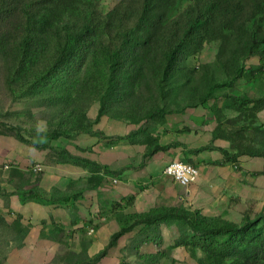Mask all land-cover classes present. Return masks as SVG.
<instances>
[{
	"label": "trees",
	"instance_id": "1",
	"mask_svg": "<svg viewBox=\"0 0 264 264\" xmlns=\"http://www.w3.org/2000/svg\"><path fill=\"white\" fill-rule=\"evenodd\" d=\"M177 2L120 0L103 11L100 0H0L3 81L12 92L25 87L21 95L14 97L16 100L25 95L28 97L21 100L59 96L63 87L48 88L49 83L77 65H84L96 74V79L91 81L96 82L94 99L98 102L94 119L84 112L79 117L72 110H59L55 114L56 122L49 120V127L39 132L12 124L15 136L35 147L53 148V140L67 134L64 118L71 117L74 134L93 133L104 138L102 130L93 125L102 115L110 116L112 107L131 108L136 114L134 122H140L146 114L147 119L162 126L164 133L188 134L189 126L169 127L165 115L198 105L214 111L217 104H211L210 97L216 96V89L233 86L243 74L244 61L253 56H259L260 72L264 74V0H190L178 15L170 17ZM209 42L216 43L214 60L196 67L187 66L186 59ZM195 71L201 74L200 87L193 78ZM181 74L179 81L177 77ZM172 104L175 108H171ZM232 104L246 120L248 113L255 114L264 107V93L256 98L241 95ZM218 127L226 133L233 131L231 124L223 121H219ZM247 128L253 129V137L260 138L261 147H242L235 152L220 146L199 148H220L222 154L231 159L249 155L264 161L263 126L250 120L239 130ZM142 129L141 123L138 131ZM146 136L147 155L168 146L159 144L154 132ZM42 137L44 142H40ZM184 162L194 164L189 158ZM102 169L100 171L107 174L118 172L107 165ZM99 172L89 175L87 182L101 181L104 176ZM251 174H264V165ZM15 193L20 204L32 198L42 204L68 206L80 196L50 198L35 188L19 189ZM127 205L128 200L121 198L111 201L108 208L115 217ZM161 222H177L191 231L189 240L181 233L174 244L192 253L197 264H264V211L252 215L245 210L241 219L234 222L221 215L206 216L197 208L154 206L136 213L130 225L114 232L108 246L135 224L151 226ZM106 249L93 254L91 261H97ZM196 250L200 251L198 255Z\"/></svg>",
	"mask_w": 264,
	"mask_h": 264
},
{
	"label": "rangeland",
	"instance_id": "2",
	"mask_svg": "<svg viewBox=\"0 0 264 264\" xmlns=\"http://www.w3.org/2000/svg\"><path fill=\"white\" fill-rule=\"evenodd\" d=\"M119 1L100 0V6L103 11H107ZM189 2L190 0H178L170 12V17L178 15ZM262 25L264 28V19ZM215 52V42L204 43L200 51L186 59V65L196 67L202 63L212 62ZM244 65L242 76L233 86L216 89L214 92L216 96L210 97L209 102L217 104L214 111L198 105L187 107L181 112H169L165 117L171 119L172 123L181 119L180 121L186 126L188 125L184 123H189L190 118L194 119L195 126H198L193 128L192 136L198 145L220 146L230 152H235L242 147H261L262 141L252 136V128L239 130V127L253 120L264 129V107L255 114L248 113L245 116L247 119L244 120L232 104L241 95L256 98L264 93V74L260 72L262 66L259 64V56L245 60ZM182 77V74L179 75L177 80L180 81ZM193 78L197 80V85L200 87L201 84L198 82L201 78L200 72L195 71ZM95 79L96 74L89 71L86 66L77 65L49 83L48 88L63 87L59 96L57 94L52 99L21 100L23 97H28L25 95L16 100L14 97L21 95V89L25 87L16 89L15 92L10 91L3 81L0 69V264H99L91 261L90 257L102 248L106 249L114 232L133 222L136 212L127 208L114 217L118 229L111 234L105 235L99 232L98 234L96 229L90 231L87 227L83 236H78L76 233L70 238L63 234V224L60 221L54 225H60V227L52 229L45 228L46 226L40 228L36 225L37 220L40 221L42 218L59 220L61 211L57 210V204L43 205L41 209L37 208V205L22 208L15 194V191L21 189V185L35 188L41 195L50 198L68 194L82 185L83 180L85 182L87 174L94 175L103 170V165L109 167L110 162L120 160L125 155L123 154L125 148L123 145L127 143L125 139L133 143L132 157L136 159V162L140 157L143 160V154L147 151L146 134L161 132L162 126L152 119H147L146 114H143L140 122H134L136 114L127 107H116V109L112 107L110 116L102 115L99 121L94 123L93 127L101 129L105 135L104 138H99L93 133L74 134V120L71 117L64 118L63 123H66L67 134L57 136L52 142L53 148L35 147L15 136L11 128L12 124L19 125L27 131L37 130L38 126L41 130L47 129L49 120L52 119V123L56 122L55 114L59 110L62 112L72 110L79 117L84 112L90 119H94L98 102L94 99L96 92L94 83L96 82L91 81ZM225 92L228 93L227 96H223ZM171 108H175V105L172 104ZM203 119L208 121L203 122L202 125ZM219 121L230 123V130L233 129V131L224 132L223 128L218 127ZM141 123L143 129L138 131ZM216 149L223 159L226 158L231 163L237 161L224 156L220 148ZM255 158L261 159L253 157ZM4 163H8V167H3ZM78 170L85 173L84 178L75 177L74 185L69 182L62 183L64 174L70 171L77 173ZM54 175L60 178L59 183L52 184ZM21 210L24 211L23 214L20 213ZM247 210L252 215L262 211L253 210V208ZM41 221H43L42 225L45 224V219ZM163 233L166 235L165 240L175 237V241L181 233L187 240L192 237L191 231L177 222H161L151 226L138 223L114 239L112 244L115 246L112 252L116 251L113 255L116 260L108 264H150L157 261L158 259L151 262L155 258L162 257L163 254L167 255L170 248L163 242ZM199 253L200 251L196 250V254ZM191 254L189 252L191 263L197 264Z\"/></svg>",
	"mask_w": 264,
	"mask_h": 264
},
{
	"label": "crops",
	"instance_id": "3",
	"mask_svg": "<svg viewBox=\"0 0 264 264\" xmlns=\"http://www.w3.org/2000/svg\"><path fill=\"white\" fill-rule=\"evenodd\" d=\"M205 117L207 116L205 115ZM166 120L169 127H174L177 124L183 125L181 119H177L176 123H172L169 118ZM193 120L190 118L189 123H184L191 128L188 134L154 132L159 137V144L168 146L156 150L150 155H147V151H145L143 160L140 157L137 162L132 157L134 155L133 143L125 139L127 143L123 145L125 147L123 150L124 158L109 163V168L118 170V172L107 174L100 171L99 173L104 177L95 184L86 182L88 181L87 176H89L87 174L85 177L87 179L85 182L83 180L82 185L64 195H80L68 206L58 203L42 204L32 198L26 199L20 206L24 208L37 205V208L41 209L43 205L57 204V210L61 211L59 220L42 218L41 220L45 219V224L42 225L43 221L37 220L36 225L40 228L46 226L45 228L50 227L52 229L53 227H60V225L54 226L60 221L63 224V234L70 238L76 233L78 236H83L87 227L90 228V231L96 229L97 233H104L105 235L117 230L118 224L108 205L111 201L121 198L128 200L127 208L136 213L145 212L151 207L159 205L185 206L197 208L206 216L221 215L234 222H238L243 212L249 208L264 211V174H251V171L261 170L264 161L258 158L253 159V157L245 158L240 155L235 162L231 163L224 158L225 161L222 164H214L213 161L224 159L216 148H199L202 145H198L192 136L194 129L198 126H195ZM205 121L208 120L203 119L202 125ZM188 158L192 159L198 167L199 175L195 181L181 184L162 173L163 167L169 161L174 159L185 161ZM82 172L78 170L77 173L70 171L64 174V178L61 179L62 183L76 184L74 178H84L85 173ZM59 182L60 178L54 175L52 184ZM20 187L21 189L32 188L26 185ZM20 213L23 214L24 211L21 210ZM163 235L164 244L170 247L169 252L150 264H161L163 261H166L165 264H192L191 257L185 248L174 244L175 237L165 240V233ZM114 246V244L108 246L106 253L96 262L99 264L115 262L116 257L113 255L116 251L112 252Z\"/></svg>",
	"mask_w": 264,
	"mask_h": 264
},
{
	"label": "built area",
	"instance_id": "4",
	"mask_svg": "<svg viewBox=\"0 0 264 264\" xmlns=\"http://www.w3.org/2000/svg\"><path fill=\"white\" fill-rule=\"evenodd\" d=\"M3 167H8V163H4ZM162 173L172 177L181 184L195 181L199 175L196 165L184 161L183 164H176L175 159L171 160V167H163Z\"/></svg>",
	"mask_w": 264,
	"mask_h": 264
},
{
	"label": "bare ground",
	"instance_id": "5",
	"mask_svg": "<svg viewBox=\"0 0 264 264\" xmlns=\"http://www.w3.org/2000/svg\"><path fill=\"white\" fill-rule=\"evenodd\" d=\"M176 164H183V161L176 159ZM165 167H171V161H169V163Z\"/></svg>",
	"mask_w": 264,
	"mask_h": 264
},
{
	"label": "clouds",
	"instance_id": "6",
	"mask_svg": "<svg viewBox=\"0 0 264 264\" xmlns=\"http://www.w3.org/2000/svg\"><path fill=\"white\" fill-rule=\"evenodd\" d=\"M37 131H38V132L41 131V129L39 128V126H38V128H37ZM44 139H45V138L42 137L41 140H40V142H44Z\"/></svg>",
	"mask_w": 264,
	"mask_h": 264
}]
</instances>
